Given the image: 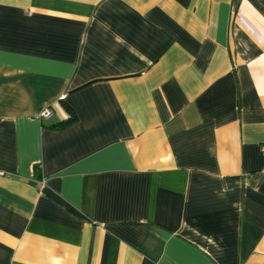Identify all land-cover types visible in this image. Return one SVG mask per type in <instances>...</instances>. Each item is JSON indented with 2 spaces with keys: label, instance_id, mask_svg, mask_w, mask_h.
I'll return each instance as SVG.
<instances>
[{
  "label": "crops",
  "instance_id": "1",
  "mask_svg": "<svg viewBox=\"0 0 264 264\" xmlns=\"http://www.w3.org/2000/svg\"><path fill=\"white\" fill-rule=\"evenodd\" d=\"M262 146L264 0H0V264H264Z\"/></svg>",
  "mask_w": 264,
  "mask_h": 264
},
{
  "label": "built area",
  "instance_id": "2",
  "mask_svg": "<svg viewBox=\"0 0 264 264\" xmlns=\"http://www.w3.org/2000/svg\"><path fill=\"white\" fill-rule=\"evenodd\" d=\"M52 116V110L49 106L41 107L35 114L38 119H48ZM262 152H264V146L261 147Z\"/></svg>",
  "mask_w": 264,
  "mask_h": 264
},
{
  "label": "trees",
  "instance_id": "3",
  "mask_svg": "<svg viewBox=\"0 0 264 264\" xmlns=\"http://www.w3.org/2000/svg\"><path fill=\"white\" fill-rule=\"evenodd\" d=\"M71 118H72V117H70L69 120H71ZM69 120H68V121H69ZM68 121H66V122H68Z\"/></svg>",
  "mask_w": 264,
  "mask_h": 264
}]
</instances>
